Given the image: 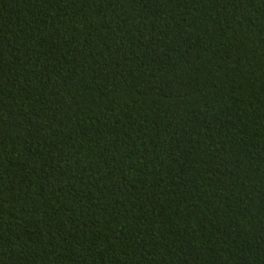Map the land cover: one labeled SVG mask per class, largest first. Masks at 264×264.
I'll return each instance as SVG.
<instances>
[{
  "label": "trees",
  "instance_id": "1",
  "mask_svg": "<svg viewBox=\"0 0 264 264\" xmlns=\"http://www.w3.org/2000/svg\"><path fill=\"white\" fill-rule=\"evenodd\" d=\"M0 264H264V0H0Z\"/></svg>",
  "mask_w": 264,
  "mask_h": 264
}]
</instances>
